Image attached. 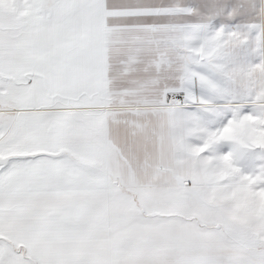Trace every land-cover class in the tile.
I'll use <instances>...</instances> for the list:
<instances>
[{
  "label": "snow or ice",
  "instance_id": "snow-or-ice-1",
  "mask_svg": "<svg viewBox=\"0 0 264 264\" xmlns=\"http://www.w3.org/2000/svg\"><path fill=\"white\" fill-rule=\"evenodd\" d=\"M0 264H264V0H0Z\"/></svg>",
  "mask_w": 264,
  "mask_h": 264
}]
</instances>
